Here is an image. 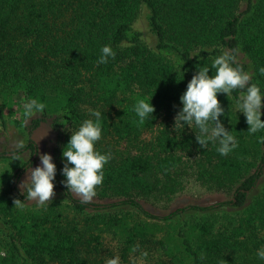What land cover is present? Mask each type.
Segmentation results:
<instances>
[{
  "label": "trees",
  "instance_id": "trees-1",
  "mask_svg": "<svg viewBox=\"0 0 264 264\" xmlns=\"http://www.w3.org/2000/svg\"><path fill=\"white\" fill-rule=\"evenodd\" d=\"M105 45L115 56L100 63ZM226 50L264 92V0H0V159L31 155L0 193L10 229L0 235V264H106L108 237L123 262L144 249L157 264H264L256 255L264 247V129L247 131L236 104L244 90L218 93L219 121L237 142L227 155L218 141L201 146L195 125L173 127L192 75L201 66L214 75L212 61ZM150 98L154 118L141 122L134 104ZM32 99L45 108L27 116ZM90 110L102 114L94 147L110 158L98 201L83 202L63 183L61 153ZM10 120L26 136L23 149L4 148ZM43 125L55 134L54 189L64 202L20 208L17 183L36 162L33 136ZM191 181L228 197L165 216L142 202L171 203ZM134 213L141 219L131 223Z\"/></svg>",
  "mask_w": 264,
  "mask_h": 264
},
{
  "label": "clouds",
  "instance_id": "clouds-1",
  "mask_svg": "<svg viewBox=\"0 0 264 264\" xmlns=\"http://www.w3.org/2000/svg\"><path fill=\"white\" fill-rule=\"evenodd\" d=\"M115 52L109 45L101 48L100 63H106L108 57H114ZM234 56L229 51H224L212 61L215 74L209 75V68L201 66L188 81L185 91L179 97L181 107L174 116L173 127L184 128L195 125L199 130L196 141L205 145L208 141H218L217 151L221 155H227L237 146L236 138L220 123L219 117L224 114V109L218 100V93L230 94L233 90H244L236 100L239 112L243 113L247 131L255 133L264 129V121L261 120L264 108V92L261 88L250 83V73L243 71L239 66H233ZM264 74V67L259 68ZM152 98V97H151ZM150 100L140 99L134 104V112L141 122L152 120L155 106ZM45 108L43 103L32 99L24 103L27 116L40 112ZM91 117L85 119L78 130L72 132L67 144L62 149L64 176L63 183L83 202H88L96 194L95 186L102 183L103 167L110 156L102 154L94 147L95 142L101 138L102 123L101 112L90 110ZM16 149H23L24 144L18 141ZM25 152L11 153L14 160H19ZM40 164L28 170L27 179L21 181V194L24 200L14 199L15 206L23 208L25 201H34L38 205L50 200L54 194V180L56 176V164L50 153L39 154ZM256 255L264 260V247L257 249ZM106 264H119V257H113Z\"/></svg>",
  "mask_w": 264,
  "mask_h": 264
},
{
  "label": "rangeland",
  "instance_id": "rangeland-1",
  "mask_svg": "<svg viewBox=\"0 0 264 264\" xmlns=\"http://www.w3.org/2000/svg\"><path fill=\"white\" fill-rule=\"evenodd\" d=\"M244 4L245 3L242 4V7ZM20 117H21V112L18 111L17 115L15 116V119H20ZM261 120L264 121L263 113L261 115ZM7 129L8 131H6V135L2 134V137L5 138V142H6V147H4L6 151L16 150L15 145L18 141H22L23 144L26 143V136L24 132L21 130V128H18L13 124V120L12 121L10 120V124ZM33 140L38 146L39 154H42V153L52 154V149L54 147V141H55V134L48 125H43L41 128H39V130L33 136ZM39 154L37 156L35 164L31 168H34L38 164H40ZM30 159H31V155L29 151L25 152L24 156H21L19 160L0 159V193L2 194L9 193V187H10V183L13 180L12 179L13 174L17 171L19 167L27 163ZM28 170L22 175V177L19 179L17 183L18 189L20 192H21V187H20L21 181L27 179ZM259 192L260 193L264 192V178L260 182L257 193ZM76 197L79 198L78 196ZM227 197L228 196L223 192L209 191L205 187L191 181L190 183H188L186 189L181 194H179L171 203L156 204V203L149 202V201H142V202L144 206L146 207V209L152 214H155L158 216H165L168 213L174 211L175 209L185 207L189 204L210 206L212 204L225 200ZM90 201H98V200L92 197ZM63 202L64 200H63L62 193L58 189H54L53 196L50 198V200L44 202V204L38 205L34 203V201H28V203L26 204V207H29V208L30 207H41L49 203L63 204ZM134 214L132 216H129L128 218V220L131 223H134L136 220L138 221L141 219V217L140 219H138V216L136 213ZM198 217L199 216H194V217L190 216V218H187V220L189 222H192L196 220ZM9 232H10V229L8 228L4 220L0 217V235L5 237L6 234H8ZM160 235H163V233L161 232ZM107 246L109 248L111 247L110 252L113 253L114 257H119L113 248L114 246H117V244L115 241H113L111 237L107 238ZM141 250L142 251H140V253H138L139 252L138 251L137 253L131 254L126 262L121 261L119 257V264H157L158 258H155V254L148 256V254L146 253L147 251H145L144 249H141Z\"/></svg>",
  "mask_w": 264,
  "mask_h": 264
}]
</instances>
